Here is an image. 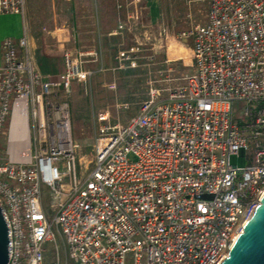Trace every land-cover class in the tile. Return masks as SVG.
Listing matches in <instances>:
<instances>
[{
    "label": "built area",
    "instance_id": "obj_1",
    "mask_svg": "<svg viewBox=\"0 0 264 264\" xmlns=\"http://www.w3.org/2000/svg\"><path fill=\"white\" fill-rule=\"evenodd\" d=\"M205 1L207 21L175 36L191 41L193 72L166 95L152 87L126 123L103 125L82 175L66 95L95 73L86 64L96 52L65 51L63 70L49 77L25 33L2 41L0 134L8 124L12 144L0 162L7 264L227 257L264 195V0ZM25 10V0H0V14L24 18ZM241 151L240 167L231 158Z\"/></svg>",
    "mask_w": 264,
    "mask_h": 264
},
{
    "label": "rangeland",
    "instance_id": "obj_2",
    "mask_svg": "<svg viewBox=\"0 0 264 264\" xmlns=\"http://www.w3.org/2000/svg\"><path fill=\"white\" fill-rule=\"evenodd\" d=\"M171 7L167 24L177 32L202 20L207 14L208 2L172 0ZM130 12L128 30L121 46L112 52L109 63H100L99 58L97 62L87 63L95 73L86 81L73 83L66 95L71 137L77 145L76 169L80 175L93 165V143L103 125L126 123L139 112L152 87L166 95L168 89L182 85L185 77L193 72L190 40H178L176 34L172 36L158 11L154 14L144 0L137 9L132 5ZM120 51H125L128 58L122 62V67L118 59ZM59 62L62 71V56ZM103 112L109 113L106 122L97 120ZM7 133L8 124L0 134V162L7 157ZM231 161L243 166V151L239 156H232ZM50 259L48 255L47 261Z\"/></svg>",
    "mask_w": 264,
    "mask_h": 264
},
{
    "label": "crops",
    "instance_id": "obj_3",
    "mask_svg": "<svg viewBox=\"0 0 264 264\" xmlns=\"http://www.w3.org/2000/svg\"><path fill=\"white\" fill-rule=\"evenodd\" d=\"M140 1L25 0L24 18L16 14H0V65L2 41L7 37L17 39L24 33L28 37L34 65L45 76L53 77L61 72L59 58L65 51H93L100 63L108 64L112 52L121 46L128 30L132 5L137 9ZM144 1L154 14L158 11L172 36L207 21L205 14L199 22L174 32L167 24L172 0Z\"/></svg>",
    "mask_w": 264,
    "mask_h": 264
},
{
    "label": "water",
    "instance_id": "obj_4",
    "mask_svg": "<svg viewBox=\"0 0 264 264\" xmlns=\"http://www.w3.org/2000/svg\"><path fill=\"white\" fill-rule=\"evenodd\" d=\"M8 251V226L0 210V264H7ZM220 264H264V195Z\"/></svg>",
    "mask_w": 264,
    "mask_h": 264
},
{
    "label": "bare ground",
    "instance_id": "obj_5",
    "mask_svg": "<svg viewBox=\"0 0 264 264\" xmlns=\"http://www.w3.org/2000/svg\"><path fill=\"white\" fill-rule=\"evenodd\" d=\"M22 137H23V135L20 133V138H22ZM9 148H12V144L9 145Z\"/></svg>",
    "mask_w": 264,
    "mask_h": 264
}]
</instances>
